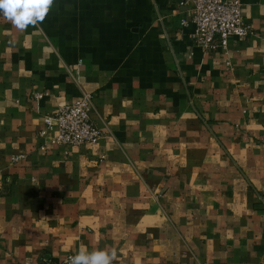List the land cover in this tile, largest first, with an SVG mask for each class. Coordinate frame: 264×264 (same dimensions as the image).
<instances>
[{
	"label": "crops",
	"instance_id": "obj_1",
	"mask_svg": "<svg viewBox=\"0 0 264 264\" xmlns=\"http://www.w3.org/2000/svg\"><path fill=\"white\" fill-rule=\"evenodd\" d=\"M239 1L254 33L217 50L185 0H55L24 32L0 16V264L81 245L264 264V0ZM84 93L99 141L41 150L44 116Z\"/></svg>",
	"mask_w": 264,
	"mask_h": 264
},
{
	"label": "built area",
	"instance_id": "obj_2",
	"mask_svg": "<svg viewBox=\"0 0 264 264\" xmlns=\"http://www.w3.org/2000/svg\"><path fill=\"white\" fill-rule=\"evenodd\" d=\"M185 1L192 6L190 16L182 23L193 24V42L204 50L224 49L229 38L240 39L254 33L243 17L239 0ZM35 97L40 98L42 94L35 93ZM93 109V95L84 93L76 100L59 106L53 113L46 114L44 125L38 131L39 137L44 139L40 149L48 150L53 145L96 144L102 132L91 119ZM74 254L68 253L63 259L47 264H70V257Z\"/></svg>",
	"mask_w": 264,
	"mask_h": 264
},
{
	"label": "clouds",
	"instance_id": "obj_3",
	"mask_svg": "<svg viewBox=\"0 0 264 264\" xmlns=\"http://www.w3.org/2000/svg\"><path fill=\"white\" fill-rule=\"evenodd\" d=\"M55 0H0V16L20 32L38 29L52 10ZM42 30V29H40ZM114 249L94 248L81 245L70 257V264H114Z\"/></svg>",
	"mask_w": 264,
	"mask_h": 264
}]
</instances>
